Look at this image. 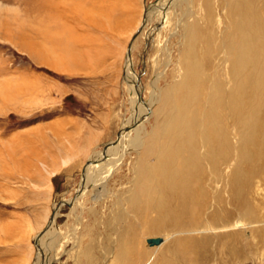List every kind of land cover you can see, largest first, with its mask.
<instances>
[{"label":"rangeland","instance_id":"obj_1","mask_svg":"<svg viewBox=\"0 0 264 264\" xmlns=\"http://www.w3.org/2000/svg\"><path fill=\"white\" fill-rule=\"evenodd\" d=\"M160 1L0 0V264H120L115 258L120 239L127 241L134 264H264L263 175L250 178L249 213L242 236L234 233L226 245L220 241L223 233L211 234L212 257L203 260L200 252L186 247L184 235L174 238L145 226L142 229L139 223L143 221L132 212L123 220L118 218L117 200L128 196L133 176L130 162L137 154L132 159L108 162V172L102 178L108 183L98 189L101 199L92 198L96 191L84 197L90 209L80 231L72 206H62L52 230L60 244L70 235L84 232L78 246L72 240L63 248L43 244L49 237V213L54 204L75 194L86 158L104 147H114L132 130L135 118L125 83V52L140 28L144 9ZM193 1L199 15L206 4L204 0ZM180 12L176 13L178 18ZM174 16L172 13L170 23ZM199 16L196 24L200 21L203 36H207L210 18L202 12ZM157 19L155 14L147 28L149 38L142 39L133 61L135 70H143L144 82L152 80V88L156 66L161 68L166 57L159 51L162 48L149 43L158 34ZM221 22L218 20L220 27ZM171 32L167 26L159 36L160 47ZM178 38L169 39L175 55L182 44ZM166 55L168 58L170 52ZM142 59H147V67ZM205 60L200 61L201 67L212 71L216 60L212 66ZM171 67L164 72L168 77L162 86L173 83ZM146 102V106L138 102L135 111L149 112L157 104ZM151 120L157 119L154 116ZM261 137L264 146V130ZM220 204L216 206L218 218H226L222 209L227 207L229 220H234L233 232L243 228L239 201L228 199L227 206ZM151 237L163 238V244L150 246L147 239ZM38 243L37 247L44 246L40 253ZM230 247L242 248L244 260L227 263Z\"/></svg>","mask_w":264,"mask_h":264},{"label":"bare ground","instance_id":"obj_2","mask_svg":"<svg viewBox=\"0 0 264 264\" xmlns=\"http://www.w3.org/2000/svg\"><path fill=\"white\" fill-rule=\"evenodd\" d=\"M204 4L207 11L200 12L210 18L211 30L207 36H203L200 21L196 24L200 12L198 15L199 8H195L193 0H161L151 9H144L140 28L136 27L134 41H130L125 52L128 53L125 83L135 118L132 130L114 147H104L86 158L87 166L83 168L85 172L81 174L75 194L51 209L46 223L49 237L43 244L63 248L72 240L78 246L83 231L73 232L67 242L60 244L58 234L52 230L62 206H72V215L77 214L75 226L80 231L84 214L90 209L84 197L96 191L92 198L101 199L98 189L108 183L102 180L108 172V162L121 161L122 157L132 159L134 154L137 155L135 161L130 162L133 176L128 196L117 200L120 220L132 212L136 219L143 221L139 223L142 229L145 226L151 232L174 238L184 235L186 247L197 254L200 252L203 260L212 257L211 234L223 233L220 241L227 245L234 233L243 231L249 213L250 178L264 176L261 137L264 130V0H204ZM172 13H175L174 21L170 23ZM155 14L158 19L161 16V22L157 19L155 30L158 34L150 38L149 43L162 48L159 51L166 57L161 68L156 66L152 88V80L146 84L143 70H135L133 61L142 39L149 38L147 28ZM218 20L222 21V27ZM167 26L172 31L170 36L175 39L178 35L182 41L177 46V55L174 45L170 44V36L163 47L159 45V36ZM169 52L171 60L166 55ZM204 58L208 66L216 60L212 71L201 67L200 61ZM142 60L147 67V59ZM170 65H173V83L162 86L168 77L164 72ZM149 100L151 104L157 103L153 109L135 111L138 102L146 106ZM154 116L157 120L153 122ZM228 199L239 201L243 227L239 231L233 232L234 220H229L227 207L219 206L227 216L222 220L218 218L217 204L227 206ZM163 240L159 244H148L161 246ZM119 242L115 258L120 264H134L135 258L128 256L127 241L120 239ZM38 245L40 243L36 247ZM42 247H37V253ZM230 248L227 263L232 259L244 260L242 248ZM58 257L59 252L54 260Z\"/></svg>","mask_w":264,"mask_h":264},{"label":"water","instance_id":"obj_3","mask_svg":"<svg viewBox=\"0 0 264 264\" xmlns=\"http://www.w3.org/2000/svg\"><path fill=\"white\" fill-rule=\"evenodd\" d=\"M147 241H148V243L150 245H155V244L161 243L162 242V238H160V237H151V238H148Z\"/></svg>","mask_w":264,"mask_h":264}]
</instances>
